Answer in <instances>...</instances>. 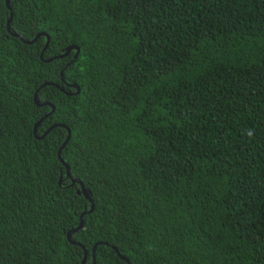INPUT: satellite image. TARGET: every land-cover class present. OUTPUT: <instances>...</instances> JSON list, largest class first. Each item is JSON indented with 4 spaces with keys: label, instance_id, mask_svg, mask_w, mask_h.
Returning <instances> with one entry per match:
<instances>
[{
    "label": "trees",
    "instance_id": "obj_1",
    "mask_svg": "<svg viewBox=\"0 0 264 264\" xmlns=\"http://www.w3.org/2000/svg\"><path fill=\"white\" fill-rule=\"evenodd\" d=\"M8 6L0 264H264V0Z\"/></svg>",
    "mask_w": 264,
    "mask_h": 264
},
{
    "label": "water",
    "instance_id": "obj_2",
    "mask_svg": "<svg viewBox=\"0 0 264 264\" xmlns=\"http://www.w3.org/2000/svg\"><path fill=\"white\" fill-rule=\"evenodd\" d=\"M5 5L9 8V6H8V0H5ZM10 18H11V15L9 14V16H8V18H7V21H6V29L8 30V22H9V20H10ZM36 37V36H35ZM35 37L34 38H32L31 40H23V41H25V42H27V43H31L34 39H35ZM47 43V42H46ZM46 43H45V45H46ZM71 49H75V52H74V54H73V56H72V58L74 59L75 57H76V55H77V53H78V51H79V48L77 47V46H72V45H70V46H68V47H66V49H65V51L61 54V55H59V56H63V55H65L69 50H71ZM50 59H46V61H49ZM60 74H61V72H60ZM47 84H52L53 85V83H50V82H44V83H42L41 85H40V87L41 86H43V85H47ZM70 86H72V87H75L76 88V92H78V87L75 85V84H71ZM34 101H35V103L36 104H39L38 102H37V100H36V98H35V95H34ZM51 109H52V106H51ZM41 119H42V117H41ZM40 119V120H41ZM36 125V124H35ZM50 128V127H49ZM48 128V129H49ZM47 129V130H48ZM45 133H43L42 135H40V136H37V138H40V137H42L43 135H44ZM68 137H69V130L67 129V135H66V137H65V139H64V141H63V143H62V145H64V143L68 140ZM61 145V146H62ZM60 150V149H59ZM59 150H58V156H59ZM60 159V161L62 162V164L65 166V169H66V171L68 170V168H67V166H66V164L62 161V159L61 158H59ZM78 183H79V185H80V191H81V193L83 194V196L86 198V199H88V201H91L90 200V194H89V192L83 187V185H82V183L80 182V181H78ZM92 209V204H90V208H89V210H91ZM81 224H82V219H81V217H80V220H79V223H78V225L75 227V228H73V229H70L69 231H67L66 232V237H67V239H69V235H70V232H72V231H74V230H76V229H78V228H80L81 227ZM115 249V248H114ZM116 252H117V250H115ZM121 257V259H123V260H125L126 261V263L127 264H129L128 262H127V260L123 257V256H120ZM82 262H83V260H82ZM93 263V262H92ZM91 263V264H92Z\"/></svg>",
    "mask_w": 264,
    "mask_h": 264
}]
</instances>
